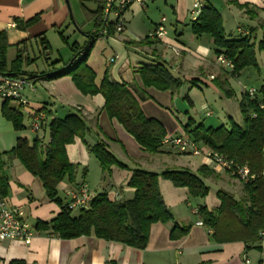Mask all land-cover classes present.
Returning a JSON list of instances; mask_svg holds the SVG:
<instances>
[{"label":"crops","instance_id":"0c3cea01","mask_svg":"<svg viewBox=\"0 0 264 264\" xmlns=\"http://www.w3.org/2000/svg\"><path fill=\"white\" fill-rule=\"evenodd\" d=\"M66 1L0 0V32L6 34L9 46L8 62L14 58L15 46L21 42H26V56H29L32 46L39 44L38 36L44 37L51 49L50 38L58 32L62 33L63 27L74 35L69 26L70 10ZM88 1L94 6L85 7L93 11L96 7L95 0ZM199 1L203 6L210 5L217 10L227 39L236 38L238 29H245L250 34V41L256 46L262 40L264 0ZM143 2L144 7L133 3L123 13L121 33L110 38H100L94 43L86 65L95 75V86L99 87L105 72L112 82L127 84L135 94L143 114L158 120L169 137L184 135L182 127L190 118L195 122V119L188 115L190 111L195 110L196 105L189 94L196 89L201 90V87L206 88L205 92L215 93L219 101H223L224 116L217 118L220 125H227L226 119L229 118L241 124L238 103L242 93L250 88L264 87L262 68L257 58V52H263L255 50L259 66V71H255L256 84L259 85L249 87L241 82V76L245 72H248L245 77L253 76V73L247 71L250 68L244 69L236 78H231L227 68L218 63L216 47L211 38L207 35L197 37L191 33L190 10L193 0ZM35 16H38V19L25 30L16 27L17 23L22 24ZM162 18L165 19V37L161 41L145 40ZM228 24L230 27L227 29ZM93 30L91 26L87 34ZM62 36L64 37L63 33ZM172 49H176L178 53ZM9 53L12 54L11 57ZM70 53H65L62 57L58 52L59 59L53 61L50 55L48 63L56 60L67 62L65 60L68 59L64 58H72V52ZM158 63L163 64L174 78L185 81L177 92L143 88L137 69L142 64ZM225 80L228 88L233 91L231 98H226L215 86V81ZM234 84L239 86L240 90L237 106L231 102L232 98H236ZM23 95L31 109H44L49 113L45 125L52 119L77 114L82 116L88 128L84 138L86 144L76 138L72 144L65 146L68 161L77 165L78 169L73 183L64 180L58 185L57 195L61 200H65L64 190L81 183L88 186L92 197L105 194L110 201L132 200L134 190L129 188L127 183L134 169L157 174L165 170H185L198 175V169L205 166L204 175L200 179L208 188V193L203 199L193 198L186 188H175L171 182L159 178V192L173 221L167 224H152L147 245L143 250L132 249L116 242H106L92 236L61 240L55 235L49 236L47 231H35L29 245L16 240L0 241V264L17 261L24 264H264V243L258 242L250 247L241 242L217 243L208 228L197 225L201 222L197 216L198 207L205 206L209 212L219 208L218 191L229 193L236 201H245L247 194L241 182L231 178L217 166L204 162L201 157L197 160L193 157L190 160L187 155L179 156L180 154L165 148L155 154L143 151L117 121L107 118L102 110L103 97L100 94L82 95L70 77L52 81L37 80L31 88L23 90ZM2 101L1 99L0 107ZM200 105L205 109L209 106L206 102H201ZM180 112L188 116L187 122L180 120ZM28 124V118L24 116V129L15 131L0 113V153L10 150L17 138L26 139L31 143L38 137L42 138L44 143L48 142L49 133L45 126L43 130L35 133L28 128ZM99 142L104 143L114 157L128 169L112 167L110 175L103 176L98 162L89 154L87 148ZM174 155L179 157L174 158ZM5 173L9 179V195L3 202L6 207L20 208L31 227L34 228L39 221L49 222L59 214V206L45 196L39 179L25 171L16 159L7 162ZM174 224L189 226L188 234L178 240H170L169 230Z\"/></svg>","mask_w":264,"mask_h":264},{"label":"trees","instance_id":"16d2710c","mask_svg":"<svg viewBox=\"0 0 264 264\" xmlns=\"http://www.w3.org/2000/svg\"><path fill=\"white\" fill-rule=\"evenodd\" d=\"M103 2L95 0L96 7L91 11L79 0L84 24H91L94 30L85 35L87 41L83 47H78L76 43L69 45L72 52L69 61L51 62L44 72L27 73L22 70L23 66H28L36 60L26 56L25 41L15 46V56L8 62L9 46L6 34L0 32V77L22 78L32 84L37 80L52 81L70 77L82 95L100 94L104 99L102 110L107 118L117 121L143 151L155 154L161 151V142L167 136L163 125L154 118L146 117L129 86L112 82L107 72L99 87H96L95 75L86 65L87 57L98 39L103 38V35L104 38L114 37L122 32V29L116 30L114 22H104ZM37 19L38 16H35L22 24L17 23L16 27L25 30ZM190 30L194 36L207 35L211 38L216 47L215 55L223 56L232 63L233 70L228 72L231 78H236L247 68L259 71L255 50L264 52V34L257 46L250 41V34H236V38L227 39L222 19L210 5L202 7L199 16L192 21ZM58 34L61 41L67 44L62 33ZM37 38L41 46V56L48 62L51 55L50 46L44 37ZM136 72L143 88L175 93L185 84V81L174 78L161 63L142 64ZM191 84L195 85L194 82ZM215 86L226 98L233 96L226 80L215 81ZM255 91L252 99L246 92L241 95L238 103L241 124L229 118L227 125L212 127L205 126L202 122L196 124L189 119L182 127L184 135L194 142L247 166L250 174L254 176V179L246 184L241 182L247 194L245 201H236L229 193L218 191L220 206L216 211L209 212L205 206L197 209V216L202 225L212 232L213 240L221 244L241 242L250 247L260 242L259 234L264 231V87ZM43 111L48 118L49 113L44 109ZM0 113L12 125L13 130L24 129L22 113L7 100L2 101ZM44 126L48 129V142L44 143L43 139L38 137L31 143L26 139L17 138L10 150L0 153V201H4L9 195L6 164L16 159L25 171L39 179L45 196L60 208L59 214L51 221L37 222L34 226L36 232L47 231L49 236L55 235L61 240L92 236L106 242H116L132 249L143 250L147 245L152 224H167L173 221L159 192V178L171 182L175 188H186L193 198L203 199L208 193V188L200 179L204 175L205 166L198 169V175L185 170H165L157 174L134 169L127 183V186L134 190L132 200L110 201L105 194H98L92 197L86 209L70 210L65 200H61L57 195L58 185L64 180L73 183L78 169L77 165L68 161L65 146L72 144L76 138L86 144L84 138L88 128L82 116L77 114L52 119ZM87 148L89 154L98 162L103 176H109L112 167L128 169L114 157L104 143L99 142ZM189 230V226L174 224L169 230V239L178 240L186 236Z\"/></svg>","mask_w":264,"mask_h":264},{"label":"built area","instance_id":"2783aa9c","mask_svg":"<svg viewBox=\"0 0 264 264\" xmlns=\"http://www.w3.org/2000/svg\"><path fill=\"white\" fill-rule=\"evenodd\" d=\"M102 18L107 24L114 22L116 30L119 31L123 27L122 15L128 7L137 3L144 7L143 0H103ZM203 5L199 0H193L190 17L195 20L202 9ZM238 33L242 36L248 35L247 30L238 29ZM104 34V32H102ZM166 35L165 19L162 18L147 36V41H161ZM104 38V35L102 36ZM178 53L176 49H172ZM217 61L220 65L227 68L229 72L233 70V65L223 56H218ZM212 79V77H211ZM32 83L22 78L0 77V98L7 100L9 104L16 107L23 115L28 118V128L38 133L42 130L46 123V115L43 109L33 110L29 107V102L23 95L25 88H31ZM246 94L252 99L255 96V89L245 90ZM263 108V106H261ZM210 115L209 113L207 114ZM162 148L171 152L187 155L191 157H201V159L212 165L217 166L226 172L231 178H234L244 184L254 179L249 169L245 165H240L227 156L220 154L205 145H199L187 135L166 136L161 142ZM65 203L70 210L86 209L92 199L88 186L84 183L70 187L64 190ZM197 225L202 226L199 222ZM260 242L264 243V231L260 232ZM35 236V230L24 219L22 210L18 207H6L3 201H0V241L16 240L29 245Z\"/></svg>","mask_w":264,"mask_h":264},{"label":"rangeland","instance_id":"374dc122","mask_svg":"<svg viewBox=\"0 0 264 264\" xmlns=\"http://www.w3.org/2000/svg\"><path fill=\"white\" fill-rule=\"evenodd\" d=\"M82 3L86 6V7H93L94 5L88 1V0H81ZM67 3L69 5V10H70V15H69V26H70V30H72L73 32V36L69 33V31H65L64 27H63V35L66 38L68 44H65L61 41V39L59 38L58 34L54 35V37L50 38V43H51V57L50 59L53 61V59H59V54L64 57L63 55L66 53L68 55H70V49H69V45H71L73 42H76L78 47H83L84 43L87 41V38L85 37V35L91 30V25L90 24H84V20H83V15L81 13V10L79 8V0H67ZM230 27V25H227V29ZM146 40V39H145ZM59 52V54H58ZM9 56L11 57L12 54L9 53ZM30 59H36L34 63L28 65V66H23L22 70L24 72L27 73H35L36 71H46L48 67V62L44 59L43 56H41V46L39 44H34L32 46V51H29V56ZM68 57V56H66ZM257 58H258V63L260 65V67L262 68V75L264 78V52L258 54L257 52ZM64 59H68L65 61H69L71 58H64ZM63 62V61H62ZM247 71L253 73V76H248L245 77V74L248 72H245V74L243 76H241V82L245 83L246 85H248L249 87L251 85L253 86H258L256 83L257 81V75L256 72L253 69H248ZM201 90L196 89L195 91H193L190 95L191 99L194 100L195 102V110L190 111V113L188 115L192 116L195 119L196 124L197 123H203L204 125H211V126H218L220 125L218 121V117L219 116H224V110H223V101H219L218 96L214 95L213 93H211V91H206L205 92V87H201ZM234 90H235V96L236 98H232L231 102L235 103L237 106V100H239L240 98V90H239V86H237L236 84H234ZM201 91L203 93H201ZM212 94V95H210ZM214 95V96H213ZM205 97V98H204ZM213 98H217V99H213ZM1 100V98H0ZM207 103L209 106H207V108L205 109V107H201L200 103ZM187 103V102H186ZM185 103V106H186ZM188 105V104H187ZM201 107V108H200ZM189 108V106L187 107V109ZM238 110V109H237ZM183 111V110H182ZM213 114L211 117H209L207 114ZM180 120L183 119L182 121H186L188 120V116L187 115H183V112H180ZM240 118L241 115L239 114ZM237 117V116H236ZM191 119V118H190ZM238 119V118H237ZM228 122V119H226ZM179 156H186V155H179ZM178 155H174V158L179 157ZM190 160L193 159V157H187ZM197 159H199V157H195Z\"/></svg>","mask_w":264,"mask_h":264},{"label":"water","instance_id":"95a60500","mask_svg":"<svg viewBox=\"0 0 264 264\" xmlns=\"http://www.w3.org/2000/svg\"><path fill=\"white\" fill-rule=\"evenodd\" d=\"M66 3H67V1H66ZM67 6H68V3H67Z\"/></svg>","mask_w":264,"mask_h":264}]
</instances>
